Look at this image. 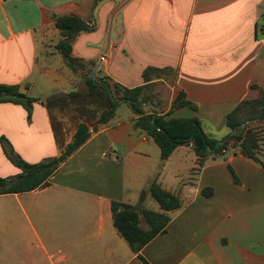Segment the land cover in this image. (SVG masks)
Here are the masks:
<instances>
[{
	"label": "crops",
	"instance_id": "crops-1",
	"mask_svg": "<svg viewBox=\"0 0 264 264\" xmlns=\"http://www.w3.org/2000/svg\"><path fill=\"white\" fill-rule=\"evenodd\" d=\"M53 15H75L91 27L70 42L77 70L55 47ZM146 67L172 69L149 76L155 91L167 89L163 111L182 91L194 109L170 115L193 116L220 140L226 113L256 96L251 85L264 90V0H0V83L36 98L28 112L0 102V178L20 171L3 146L38 162L57 156L78 122H94L93 100L62 96L47 106V96L84 92L86 77L141 85ZM134 123L127 107L115 111L47 185L0 194V264H142L113 228L109 203L135 204L151 180L180 206L139 249L149 264H264V169L234 147L193 172L190 144L160 160ZM148 197L141 205L151 209Z\"/></svg>",
	"mask_w": 264,
	"mask_h": 264
},
{
	"label": "trees",
	"instance_id": "trees-1",
	"mask_svg": "<svg viewBox=\"0 0 264 264\" xmlns=\"http://www.w3.org/2000/svg\"><path fill=\"white\" fill-rule=\"evenodd\" d=\"M52 20L53 27L60 36L56 49L65 64L77 70L81 65L78 59L70 56V42L78 32L88 31L91 27L75 15H53ZM158 72L168 74L172 69L146 67L141 72L143 84L133 87L123 86L105 77L94 80L86 77L84 92L76 90L47 96L45 99L47 106L62 96L93 100L96 118L91 124L85 121L78 122L70 140L60 153L38 162H26L10 148L3 146L6 157L20 171L11 177L0 178V194L25 192L47 185L48 178L57 167L87 140L90 133L110 122L120 103H124L135 116V126L145 130L147 136L157 146L160 160H165L178 145L190 144L196 156L192 171L197 172L205 158L220 157L225 150L235 147L234 153L241 154L264 169V90L251 85L257 90L256 96L240 100L226 113L224 125L228 132L217 140L202 130L195 117L170 115L173 110L180 107L194 109V105L185 99L182 91L176 92L166 111L160 108L161 93L155 91L154 82H149V76ZM35 100V97L21 91L16 84L0 83V102L20 104L28 112ZM242 123L243 126L240 127ZM233 129L234 132L230 133ZM232 176L233 180H236L233 174ZM144 192L156 203L158 210L141 205ZM201 194L209 195L210 188H202ZM179 206L180 201L176 194L164 190L155 180H151L135 204L110 201L111 224L142 264H149L137 254L139 249L153 236L164 232L169 212Z\"/></svg>",
	"mask_w": 264,
	"mask_h": 264
},
{
	"label": "rangeland",
	"instance_id": "rangeland-1",
	"mask_svg": "<svg viewBox=\"0 0 264 264\" xmlns=\"http://www.w3.org/2000/svg\"><path fill=\"white\" fill-rule=\"evenodd\" d=\"M167 92V89H164V88H161V90H160V93L161 94H164L165 95V93ZM34 92H30V94H33ZM117 113L118 114H120V113H124L125 111H126V106H125V104L124 103H120V105L118 106V108H117ZM203 129L204 130H206V131H208L207 130V128L206 127H204L203 126ZM154 144V143H153ZM154 146H156L155 144H154ZM157 147V146H156ZM147 205H148V207H150L151 209H154V210H156L157 209V205H156V203L152 200V199H150L149 197H148V199H147Z\"/></svg>",
	"mask_w": 264,
	"mask_h": 264
},
{
	"label": "water",
	"instance_id": "water-1",
	"mask_svg": "<svg viewBox=\"0 0 264 264\" xmlns=\"http://www.w3.org/2000/svg\"><path fill=\"white\" fill-rule=\"evenodd\" d=\"M108 34H109V32H108ZM240 127H242L243 126V123L242 124H240L239 125ZM234 132V129L233 130H231V132L230 133H233Z\"/></svg>",
	"mask_w": 264,
	"mask_h": 264
},
{
	"label": "built area",
	"instance_id": "built-area-1",
	"mask_svg": "<svg viewBox=\"0 0 264 264\" xmlns=\"http://www.w3.org/2000/svg\"><path fill=\"white\" fill-rule=\"evenodd\" d=\"M102 59H103V56L101 55V56H100V60H102Z\"/></svg>",
	"mask_w": 264,
	"mask_h": 264
}]
</instances>
